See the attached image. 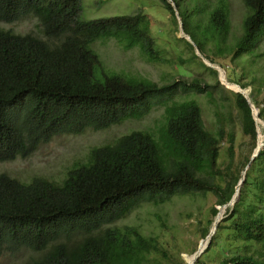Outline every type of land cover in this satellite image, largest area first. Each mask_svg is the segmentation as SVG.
<instances>
[{
    "label": "trees",
    "instance_id": "obj_1",
    "mask_svg": "<svg viewBox=\"0 0 264 264\" xmlns=\"http://www.w3.org/2000/svg\"><path fill=\"white\" fill-rule=\"evenodd\" d=\"M159 1L177 24L170 3ZM172 1L184 33L201 54L211 42L219 54L235 60L257 49L264 36V0H243L242 34L233 46H225L231 28L226 0L205 8L195 0L191 8L183 0ZM80 10L81 0H0V21L32 16L44 37L0 29V163L28 158L56 136L141 120L156 106L163 107L164 121L155 133L132 131L92 148L87 161L74 164L60 182L40 176L21 182L0 174V253L30 250L33 256L23 264H154L166 256L158 238L115 223L143 203L159 205L191 194L213 195L210 213L215 217L217 206L232 199L239 179L228 166L221 174L223 184L217 181L223 134L205 129L196 101L175 100L189 93L212 97L209 84L193 78L159 85L108 74L91 49L96 41L113 39L124 50L138 49L148 62H163L147 15L139 11L83 20ZM232 94L241 130L255 149L251 109L242 95ZM249 99L264 123L261 103L251 93ZM263 135L259 130L260 144ZM228 141L232 161L233 137ZM225 216L194 264H205L212 248L222 245L229 255L215 264H264V149L249 164L238 200ZM209 231H201L203 239Z\"/></svg>",
    "mask_w": 264,
    "mask_h": 264
},
{
    "label": "rangeland",
    "instance_id": "obj_2",
    "mask_svg": "<svg viewBox=\"0 0 264 264\" xmlns=\"http://www.w3.org/2000/svg\"><path fill=\"white\" fill-rule=\"evenodd\" d=\"M183 1L189 8L193 7L195 2L201 8H205L207 5L213 7L218 0ZM226 1L230 9L231 28L225 46H233L242 34V21L246 15V8L243 0ZM139 11L147 15L150 20V33L161 52L163 62H148L138 49L124 50L115 40L107 39L96 41L91 46V49L99 56L103 69L107 70L108 74L115 72L143 77L159 85L177 79L187 81L193 78L203 79L211 86L209 90L212 91V97L206 94L189 93L178 95L175 100L196 101L202 111L205 129L212 134H223L224 139L220 144L217 159V170L220 172L216 175L217 181L219 178L223 184L221 174H225L228 166L230 175L234 178L238 176L240 179L241 174L246 171V167L243 169L246 159L252 156L255 149L251 140L244 136L241 130L240 116L230 90L243 91L247 97L251 93L264 108V36L257 49L235 60H231L227 53L219 54L211 42L207 44V53L204 52L202 56L214 61V64L226 73L227 80L224 79L223 83L229 90L219 83L226 89L222 90L217 84L218 72L213 75L210 67L196 55V44L188 42L192 46L190 47L185 43V39L180 38V16L179 19L176 18V24L173 16L163 8L159 0H81L80 18L95 20L131 15ZM0 29L10 30L20 35L32 34L44 39L38 20L32 16L13 23L0 21ZM183 34L186 35L184 31ZM96 76H101L100 70L96 71ZM228 79L250 86L242 89L240 86L228 85ZM163 111V107L156 106L141 120H127L102 131L86 130L79 135L56 136L50 142L39 146L28 158L0 163V174H7L21 182H29L37 176L60 182L74 164L87 161L92 148L110 144L119 136L132 131L143 130L155 133L164 121ZM257 126L264 134V123L259 121ZM229 136L233 137L232 161H229L228 157ZM215 202L216 198L211 194H191L173 197L159 205L143 203L115 225L135 227L146 237H157L166 256L161 255L162 257L155 258L154 264H171V262L180 264V261L187 264L192 260L191 256L197 251L200 243L203 245L201 231L204 228L210 230L213 226L215 217L211 215L210 209ZM225 212L226 209L220 217L225 218ZM223 246L213 247L205 256L206 258L204 257V263L215 264L218 259L220 261L223 258L222 255L228 256L229 252L223 250ZM236 246L234 244V249ZM31 256L33 253L27 249H21L18 252H2L0 264H23Z\"/></svg>",
    "mask_w": 264,
    "mask_h": 264
},
{
    "label": "water",
    "instance_id": "obj_3",
    "mask_svg": "<svg viewBox=\"0 0 264 264\" xmlns=\"http://www.w3.org/2000/svg\"><path fill=\"white\" fill-rule=\"evenodd\" d=\"M165 1H167L168 3H170V5H171V7L173 8V11H174V14H175V16H176V18H178L179 19V13H178V11H177V8H176V6H175V4H174V2L172 1V0H165ZM180 38H183V39H185L187 42H190L191 44H195L193 41H192V39L188 36V35H184L183 34V26H182V23H181V25H180ZM195 50H196V55L198 56V57H200V58H202L203 59V61H204V63L208 66V67H210L211 69H213V70H215L216 72H218L217 71V68H215L214 66H215V64L213 63V62H211L210 60H208V59H206V58H204L203 56H202V54L198 51V49L195 47ZM224 72V71H223ZM219 74V73H218ZM219 83L222 85V86H224V84H223V82H222V79L220 78V75H219ZM239 86V85H238ZM225 87V86H224ZM226 88V87H225ZM226 89H228V88H226ZM243 89V88H242ZM229 90V89H228ZM230 91H232V92H234V93H237V94H240V95H242L243 97H244V99L246 100V102L248 103V105H249V107H250V109H251V114H252V117H253V119H254V122H255V124H256V131H257V141H258V132H259V128H258V126H257V123H259V117H258V110L254 107V105H252L251 104V102H250V99H249V97H247V96H245L244 94H242V93H240V92H237V91H233V90H230ZM264 149V144H262V146L261 147H256L255 148V150H254V152H253V154H252V156L250 157V160H249V164L259 155V153H260V151L261 150H263ZM249 164L246 166V169L245 170H247L248 168H249ZM246 172V171H245ZM245 173L244 174H241V177H240V179H239V181H238V183H237V185H236V187H235V192H234V195H233V197H232V199L226 204V205H223V206H221V207H217V210H218V213H217V215L215 216V219H214V222H213V226H212V228L210 229V231H209V233H208V235L205 237V239H203L201 242H203V244L204 243H206L207 242V244H206V247L204 248V249H202V250H200V248L198 247L197 248V251L193 254V260H192V264H194L198 259H199V257L201 256V254L205 251V249L208 247V245H209V241L211 240V238H212V236L215 234V232H216V230H217V226H218V224L220 223V221L223 219L222 217H220V209L221 208H223V209H227V208H231V207H233L234 206V204L237 202V200H238V197H239V193H240V188H241V186H242V184H243V182H244V179H245Z\"/></svg>",
    "mask_w": 264,
    "mask_h": 264
},
{
    "label": "bare ground",
    "instance_id": "obj_4",
    "mask_svg": "<svg viewBox=\"0 0 264 264\" xmlns=\"http://www.w3.org/2000/svg\"><path fill=\"white\" fill-rule=\"evenodd\" d=\"M215 68H217V71H218V73H219V75H220V78L222 79V82H223V80L224 79H226V73H225V71L221 68V67H219V66H214ZM224 71V72H223ZM227 80V79H226ZM224 84V83H223ZM228 85H234V86H237V87H239L238 85H236V84H234V83H230V82H228ZM225 86V85H224ZM246 89V88H245ZM234 91V90H233ZM237 92H240V93H242V94H244L243 93V91H237ZM245 95V94H244ZM259 142V143H258ZM257 146L258 147H261L262 146V144H260V140L259 141H257ZM206 247V243H204L203 245H202V243H200V245H199V248H200V250H202V249H204ZM191 259L193 260V255L191 256ZM192 260L190 261V263L189 262H187V264H192L193 262H192Z\"/></svg>",
    "mask_w": 264,
    "mask_h": 264
}]
</instances>
